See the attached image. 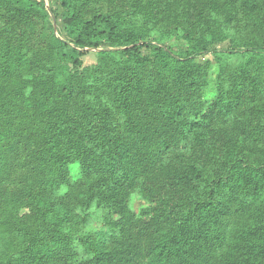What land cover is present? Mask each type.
I'll return each instance as SVG.
<instances>
[{
    "label": "trees",
    "instance_id": "obj_1",
    "mask_svg": "<svg viewBox=\"0 0 264 264\" xmlns=\"http://www.w3.org/2000/svg\"><path fill=\"white\" fill-rule=\"evenodd\" d=\"M54 1L71 50L44 1L0 0V264H264V0Z\"/></svg>",
    "mask_w": 264,
    "mask_h": 264
},
{
    "label": "rangeland",
    "instance_id": "obj_2",
    "mask_svg": "<svg viewBox=\"0 0 264 264\" xmlns=\"http://www.w3.org/2000/svg\"><path fill=\"white\" fill-rule=\"evenodd\" d=\"M44 1V3L47 6L48 12L50 14V18L52 21V24L54 26L55 34L59 36L64 43L67 45L68 50H71L75 48V42L70 37L69 34V26L62 18V9L61 7L54 1V0H41ZM106 7H102V9ZM5 23V12L0 9V26L4 25ZM35 41L39 44L41 41L38 39V37H35ZM158 42L156 40H151L149 43L146 44L145 47L141 48V52L146 55L150 54L153 51L154 45H156ZM162 45L167 51H170L174 54H179L182 47L184 46V43L181 41H178L176 39H168L164 42L159 43ZM218 48L220 49L219 52L217 51H211L205 53V57L212 60V68L210 70V81H209V88L206 90L208 92V95H211L216 90V87L218 85V77L221 70L220 60L221 59L225 64L227 65H235L239 61L242 60L243 57V48L240 46V42H226L218 45ZM101 50H109V51H121L122 48L113 47L111 45H103L99 48H87L83 53L82 59H83V66H92L97 63L98 53ZM220 57V58H219ZM212 92V93H211ZM32 153L29 149H22L19 155V159L17 162L16 169L14 171L13 177L7 182L6 185V193H10L12 191L18 190L22 187L23 182V176L26 173L28 167H29V161H30V154ZM148 205V202L144 200L140 195L134 194L131 202V206L136 212L137 215V230L144 229V226L146 227V216L142 213V209ZM148 219V218H147ZM91 232H96L97 230H100L102 228V222H101V214L98 211H92L91 214V222L89 225ZM147 246H148V240L147 237H143L141 239V243L138 248V252L140 254V259L143 261L144 257L147 253ZM86 259V258H85Z\"/></svg>",
    "mask_w": 264,
    "mask_h": 264
}]
</instances>
